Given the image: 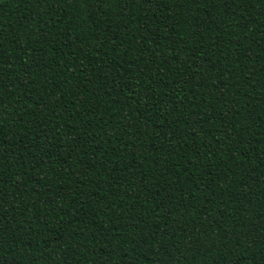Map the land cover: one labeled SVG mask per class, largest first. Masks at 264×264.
<instances>
[{"label":"trees","instance_id":"obj_1","mask_svg":"<svg viewBox=\"0 0 264 264\" xmlns=\"http://www.w3.org/2000/svg\"><path fill=\"white\" fill-rule=\"evenodd\" d=\"M0 264H264V0H1Z\"/></svg>","mask_w":264,"mask_h":264},{"label":"rangeland","instance_id":"obj_2","mask_svg":"<svg viewBox=\"0 0 264 264\" xmlns=\"http://www.w3.org/2000/svg\"><path fill=\"white\" fill-rule=\"evenodd\" d=\"M1 1V0H0Z\"/></svg>","mask_w":264,"mask_h":264}]
</instances>
